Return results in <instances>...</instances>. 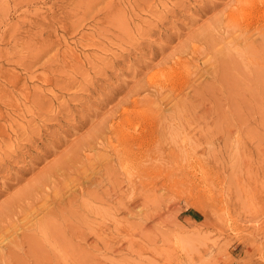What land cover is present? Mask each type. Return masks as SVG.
<instances>
[{"label": "rangeland", "instance_id": "rangeland-1", "mask_svg": "<svg viewBox=\"0 0 264 264\" xmlns=\"http://www.w3.org/2000/svg\"><path fill=\"white\" fill-rule=\"evenodd\" d=\"M0 264H264V0H0Z\"/></svg>", "mask_w": 264, "mask_h": 264}, {"label": "bare ground", "instance_id": "bare-ground-1", "mask_svg": "<svg viewBox=\"0 0 264 264\" xmlns=\"http://www.w3.org/2000/svg\"><path fill=\"white\" fill-rule=\"evenodd\" d=\"M119 134H120L119 138H120V141H121L120 144H122L121 145L122 148L120 146L121 150L118 152V160H119V162L123 163V164H125L127 162H133V161L137 162V160L140 158V156H142V154H141L142 152H138L136 150H133L132 144H131L132 142L130 141L129 138H127V136H126L124 131L120 130ZM132 141H134V140H132ZM148 154L149 155H153L154 152L152 150H149ZM138 166H139V168H141V170H143V168H144L143 165L138 163Z\"/></svg>", "mask_w": 264, "mask_h": 264}]
</instances>
